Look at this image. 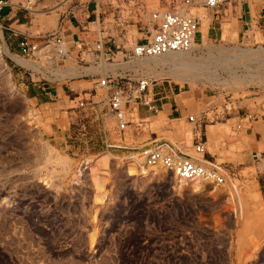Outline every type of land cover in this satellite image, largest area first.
I'll return each instance as SVG.
<instances>
[{
	"label": "rangeland",
	"instance_id": "rangeland-1",
	"mask_svg": "<svg viewBox=\"0 0 264 264\" xmlns=\"http://www.w3.org/2000/svg\"><path fill=\"white\" fill-rule=\"evenodd\" d=\"M244 1L253 3L229 0L215 17L213 10H198L202 21L193 50L171 54L205 66L193 80L165 56L123 58L111 36L107 46L119 52L107 61L86 55L47 65L40 56H22L10 46L20 35L41 45V35L58 29L76 10L80 15L98 3L101 20L109 19L121 0H7L23 33L11 35L0 17V264H264L260 170L218 159L238 184L230 194L226 185L202 181L179 187L170 173L120 159L125 149L104 154L105 137H120L109 112L110 88L97 87L104 70L132 83L149 78L151 95L169 87L177 94L176 105L171 98L165 107H181L185 117L204 111L210 120L213 109L222 112L242 102L246 108L252 97L264 99V37L243 17L238 24L221 18L225 9L242 10ZM130 33L136 34L135 27ZM50 88L58 95L45 97ZM137 105L126 104L129 124L120 144L138 146L153 138L179 143L186 131L192 137L194 124L181 123L183 136L174 137L178 123L171 116L146 107L144 116ZM237 124L225 130L236 136Z\"/></svg>",
	"mask_w": 264,
	"mask_h": 264
},
{
	"label": "built area",
	"instance_id": "built-area-1",
	"mask_svg": "<svg viewBox=\"0 0 264 264\" xmlns=\"http://www.w3.org/2000/svg\"><path fill=\"white\" fill-rule=\"evenodd\" d=\"M228 1L121 0L120 3L112 6L109 19L101 20L100 15L95 17L91 22L94 29H90L89 22H84L81 26L83 34L81 38L73 40L60 26L53 32L41 35L44 39L41 45L29 35H20L17 39V47L22 56L27 58L40 56L47 65L54 60L63 61L66 58L83 60V56L86 55L93 60H110L119 51L106 48L105 45L110 40H106L108 36L114 37L112 43L115 49L122 47L123 58L127 60L155 58L169 53H187L193 48V40L202 21L198 10H216ZM7 5V0H0V11ZM97 14H100V11ZM215 14L216 12L213 16ZM262 19L264 20V9ZM130 25H134L136 34L130 33ZM13 34L18 36L19 33ZM90 35L94 36L92 43ZM71 48H74L75 56L71 54ZM118 78L124 80L122 84ZM151 83L152 80L144 77L132 83L125 75L114 76L109 70H104V76L97 87L110 88L109 112L116 123L115 133L120 137L119 140H109L105 137L103 141L105 152L110 153L112 148L125 149L128 150V154L120 159L128 160L132 165L163 170L172 174L178 182L211 181L217 186H228L231 194L237 193L238 184L233 175L221 163L205 157L207 148L199 132L205 118L204 111L186 117L194 124L195 137L190 146L191 152H188V146H184L182 142L175 143L165 139H151L138 146L119 143L124 140L120 133L126 131L129 124L127 103L143 102L146 109L153 113H157L162 108L163 101H169L171 98L176 105L174 97L177 94H174L173 88L169 87L166 92L157 90L151 95ZM80 105H83V102ZM244 118L249 120L252 115L247 114ZM241 127L242 123L239 122L237 128Z\"/></svg>",
	"mask_w": 264,
	"mask_h": 264
},
{
	"label": "crops",
	"instance_id": "crops-1",
	"mask_svg": "<svg viewBox=\"0 0 264 264\" xmlns=\"http://www.w3.org/2000/svg\"><path fill=\"white\" fill-rule=\"evenodd\" d=\"M246 1H244V8L241 9H225L224 13L221 15V18H230V21L235 19L236 24L240 21L239 19L243 17L244 23L249 28L255 27L260 31L262 38L264 37V20L262 19V13L264 9V0H253V3L250 5L245 6ZM250 7L254 10L253 13L251 12ZM99 11L98 3H90L88 4L87 8L84 12L81 11L80 15H77L78 10H76L72 15L69 17L67 16L62 24L61 27L66 31V34L70 36L73 40L75 38H81L82 31L81 26L84 23V18L91 17L89 22V27L91 22L100 14H97ZM216 11H211L214 14ZM207 14H210L208 11ZM16 13H13L12 9L8 7H4L0 11V17L3 20V23L6 25L4 28L6 30L11 31V35L14 32L23 33L19 26L23 25L20 21L21 18L19 15L15 16ZM83 15V17H82ZM218 17V16H216ZM87 21V20H86ZM211 20L208 22L207 34L210 29ZM201 25V24H200ZM16 28V29H15ZM130 31H133L134 25L129 26ZM256 37V35H254ZM18 39V38H17ZM14 42V41H13ZM11 48L13 46L16 47L18 50L16 42L10 43ZM106 48L108 47L107 44L105 45ZM71 54L73 56L76 55L74 48L70 49ZM59 90L57 88H50L44 91L42 94L47 97L51 98L53 96L58 95ZM252 104L248 105L246 108L244 104H230L225 105L223 107V111H219L218 108L213 109V119H209L208 113L205 112V118L203 120L205 131H204V138L202 139L205 142L207 151L205 157L207 159H211L217 162L218 159H223L226 165L232 164L235 165H242L243 168H251L254 167L257 170H260L262 179H264V99L262 97H252ZM261 99L260 103L259 100ZM140 109L139 112L141 115H146L143 102H136ZM168 104V101L163 102L162 108L157 112L158 114L161 112L166 113L168 116H171L172 123H178L175 125L176 131L173 134L174 137L179 135L183 136V129L181 123H191L188 119L184 116L181 107L179 108H167L165 107ZM250 114L252 118L249 120H245L244 116ZM157 115V114H156ZM176 120V121H175ZM242 123V127L238 130L237 135L231 136L229 132L225 130V125L232 126L233 123ZM202 123V124H203ZM202 126V125H201ZM192 137L190 138L188 131L184 133L187 137H185L184 141L182 142L184 146L192 145L194 141L193 132ZM157 139V138H153ZM168 140V139H165ZM208 146L210 149L208 150ZM250 161V162H249ZM248 162V163H245ZM261 165V168H260Z\"/></svg>",
	"mask_w": 264,
	"mask_h": 264
},
{
	"label": "bare ground",
	"instance_id": "bare-ground-1",
	"mask_svg": "<svg viewBox=\"0 0 264 264\" xmlns=\"http://www.w3.org/2000/svg\"><path fill=\"white\" fill-rule=\"evenodd\" d=\"M200 27H201V25H200ZM199 31H200V28H199V30L197 31V33H196V36H197V34L199 33ZM0 35H1V30H0ZM196 36H195V38H194V40H193V48H194V41H195V39H196ZM5 49V51L4 52H6L7 54H10V52H9V50H8V48L5 46L4 47ZM193 48H192V50H193ZM188 53V52H187ZM171 54H173V55H175L174 53H169V54H166V55H163V56H165L168 60H170V62L172 61L173 63H175V65H179V67L181 66V67H183V68H185L186 69V71H189L190 72V74H187L186 76H185V78H187V79H195L196 78V74L199 72V71H202V69H204L205 68V66H199L198 64H189V62L191 63V61L185 56V57H181V56H179V57H181L182 58V60H179V59H177V58H173L174 56L173 55H171ZM183 54V53H182ZM181 54V55H182ZM244 54V53H243ZM250 53H247V55H249ZM245 55V54H244ZM173 56V57H172ZM176 56V55H175ZM161 57V56H160ZM177 57V56H176ZM158 58V57H157ZM186 58V59H185ZM183 59H184V61H183ZM228 59V58H227ZM188 60V61H187ZM166 62H167V60H166ZM172 63V64H173ZM205 73H206V71H205ZM200 74V73H199ZM210 74V73H209ZM190 75V76H189ZM199 76V75H198ZM200 76H201V74H200ZM215 80V79H214ZM104 154H107V152H104ZM134 165V164H133ZM137 166V165H136ZM148 168V167H147ZM150 170H152V168L151 169H149L148 168V171H150ZM130 171H131V169H130ZM148 173V172H147ZM106 174V173H105ZM192 183H195V182H201V181H191ZM191 182H178L179 183V187H182V186H184V185H189ZM203 182H206V181H203ZM191 183V184H192ZM208 184H213L211 181L208 183ZM214 185V184H213ZM231 194V193H230Z\"/></svg>",
	"mask_w": 264,
	"mask_h": 264
}]
</instances>
